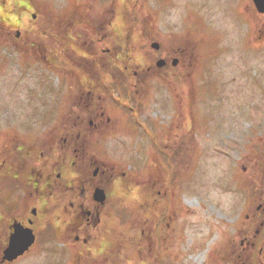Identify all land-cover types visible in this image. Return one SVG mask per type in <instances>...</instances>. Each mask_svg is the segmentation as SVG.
I'll return each instance as SVG.
<instances>
[{
	"label": "rangeland",
	"instance_id": "1",
	"mask_svg": "<svg viewBox=\"0 0 264 264\" xmlns=\"http://www.w3.org/2000/svg\"><path fill=\"white\" fill-rule=\"evenodd\" d=\"M84 21H111L126 44L117 62L149 75L130 109L112 105L87 134L103 173L85 159L83 184L109 181L98 233L39 236L12 264H264V12L252 0H0V157L39 159L77 121L45 58L48 31L77 35Z\"/></svg>",
	"mask_w": 264,
	"mask_h": 264
},
{
	"label": "flooded vegetation",
	"instance_id": "2",
	"mask_svg": "<svg viewBox=\"0 0 264 264\" xmlns=\"http://www.w3.org/2000/svg\"><path fill=\"white\" fill-rule=\"evenodd\" d=\"M78 16L80 18V14ZM84 22L88 25L80 23L77 35H74L76 26L73 25L61 32L48 31L49 57L45 58L52 68L61 67L65 79L59 89L67 97L76 96L73 109L78 113L77 121L72 122L68 116L63 137L60 141L50 137L48 154L44 156L41 151L39 159L37 155L31 157L32 154L26 153L0 157V222L3 225L0 226V264H12L27 255L39 236H64L66 233L79 240L80 236H95L99 229L107 198L102 182L108 180L97 179L90 183L89 190L83 184L86 181L83 170H88L84 166L85 159L94 177L103 173L97 158L86 153L87 134L92 128H106L105 122L110 121L106 111L112 105L131 108L129 104L134 102L136 88L142 87L137 81L149 75L150 66L146 67L147 72L139 73L131 69V64L117 62L126 44L118 41V30L110 27L111 21H108L110 30L101 24ZM167 58L163 54L165 65ZM75 70L79 73L74 75ZM72 86L77 88L71 89ZM97 188L105 191L103 201L95 198ZM15 226L23 232L22 236H34V240L21 256L7 261L3 254ZM85 241L83 239V243Z\"/></svg>",
	"mask_w": 264,
	"mask_h": 264
},
{
	"label": "water",
	"instance_id": "3",
	"mask_svg": "<svg viewBox=\"0 0 264 264\" xmlns=\"http://www.w3.org/2000/svg\"><path fill=\"white\" fill-rule=\"evenodd\" d=\"M256 10L259 13L264 12V0H252ZM152 47L158 48V44L153 42L151 44ZM164 63V60L160 59L157 61V66L161 67ZM176 63V59L173 60V64ZM95 198L96 200L103 201L105 198L103 189L97 188L95 190ZM23 233V232H22ZM20 233V228L15 226V232L9 238V244L4 251V259L13 260L18 255L23 253V251L31 244L33 241V236H22L23 234Z\"/></svg>",
	"mask_w": 264,
	"mask_h": 264
}]
</instances>
